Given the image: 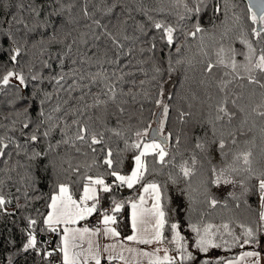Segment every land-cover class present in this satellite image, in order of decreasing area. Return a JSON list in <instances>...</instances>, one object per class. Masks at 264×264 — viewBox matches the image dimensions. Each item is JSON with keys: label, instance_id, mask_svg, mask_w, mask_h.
Here are the masks:
<instances>
[{"label": "snow or ice", "instance_id": "1", "mask_svg": "<svg viewBox=\"0 0 264 264\" xmlns=\"http://www.w3.org/2000/svg\"><path fill=\"white\" fill-rule=\"evenodd\" d=\"M2 3L3 0H0V4ZM171 3L177 6L183 4L184 12L179 14V21H192L194 30L183 32L181 29L185 39L195 38L204 31L201 13H207L209 10L213 13L221 11L219 4H213L212 0H194L192 7H189L185 0H171ZM57 4L58 10L42 16L44 9L41 6L35 3L27 6L19 3L16 5L19 11L27 7L29 16L34 21L32 26L29 27L22 17L11 15L10 19L3 21L7 27L0 30V54H6L8 62L12 65L7 68L6 64H0V69L7 68L0 75V93H6L10 87L15 89L7 101L13 108L27 101L26 106L12 114L15 118L10 121L11 128L0 124V129H5L0 134V163L3 164L0 173L8 181L12 180L11 173L20 176L25 204L19 203L20 195L15 196L17 209L27 207L33 200L45 201V213H41L39 209L35 210L40 218L39 223L43 226L39 230L59 236L56 248L48 250L37 239L38 219L29 216L28 227L22 230L26 235L21 251L25 254L36 252L45 264H50L47 258L56 252L61 255V264H213L210 256L201 257L199 252L208 254L210 249L225 246L244 248L248 245L252 246L250 250L242 251L231 259L220 258L216 264H264V247H255L261 244L264 238V170L257 171L252 168L250 152H239L234 157L235 161L242 159V169L232 165L220 169L213 167L210 170L211 175L201 179L197 189L202 188L204 203L211 208H215L220 201L211 196L209 185L239 184L243 189L242 196L258 198L259 211L255 225L239 224L242 230L239 235L230 229L228 224H191L196 239L194 245H190L181 234L180 209L183 205H177L176 219L169 223L172 219V209L168 212L164 209L161 185L154 179H146L167 165L177 167L179 175L184 178L190 179L195 174V157L192 158V166H189L188 161L177 165L175 153L169 151L173 132L167 130L171 111L168 101L174 93L170 94L167 89L173 84L171 73L176 71L171 60L168 61L166 71L154 67L150 79L140 81L141 92H124L121 87L127 82L126 76L130 75L123 70L131 66V61L127 58L131 57L137 44H148L147 48L139 47L141 54L145 51L154 52L157 37L151 35L153 32L160 34L159 39L164 41L166 46L178 42L177 27L156 19L153 14L164 12L165 9L161 7L149 11L139 5L133 8L128 0H96L95 3H91V0H81L79 13L73 15V4H60V0H57ZM65 11L69 14L67 18L63 15ZM133 11L141 13L143 19L137 20ZM246 11L248 18L255 25L250 32L243 30L241 17L234 14V27L240 29L236 39L247 48V51L242 53L244 61L237 62V51L234 47L221 44L215 51V63L208 59L202 68L203 73L211 76L215 68L222 67L226 69L223 76L231 78L218 82L217 86L224 95L215 105L216 121H222L225 116L229 122L233 119L234 113L229 111V103L240 107V111H245L238 103L243 94L230 100L226 92L232 80L246 79L248 85L252 86L249 99L256 95L255 89L259 88V95L264 101V0H248ZM81 22L84 31L79 30ZM14 24L22 25L26 30L22 36H17L19 29L14 31ZM69 25L72 26L71 30ZM130 29L133 35L128 34ZM227 31L229 30H226L225 34ZM32 33L39 36V39L32 42V48L44 50L52 44L64 45L63 52H58L55 57L50 55L48 60L42 61L43 68L51 72L53 65L49 61L55 60L59 72L47 77L40 73L34 74L31 63L28 62L26 75L24 68L20 67L25 54L24 46L29 42L26 37ZM5 41L9 42L7 48L4 47ZM254 41L260 45L259 48L255 46ZM78 43L85 45L87 52L79 59H72L73 48ZM200 50L205 57L208 56L203 48ZM176 52H180V47L176 48ZM66 59L74 66L67 72L64 71ZM125 60L127 63H122ZM93 63L97 70L86 71L84 65L91 67ZM179 63L181 61H177V64ZM45 81L55 85L54 92L34 86L31 98L22 95V91L26 90L30 83L39 85ZM132 83L135 85V81ZM145 83L152 91H143ZM61 92L66 94V98L60 97ZM40 94L43 98L36 100ZM137 96L151 99L159 109V115L152 113L156 118L155 127L149 121L129 137L127 130L121 127V116L127 111L125 106L129 104V99L135 102ZM54 98H57L58 102L49 108L48 103ZM33 100H36L38 105L35 117L30 113ZM112 108L114 111L110 110ZM261 109H264V103L256 105L252 112L264 117V110ZM140 110L143 111L142 104ZM176 111L177 119L181 123L192 116L190 111L183 108H177ZM109 116H116V127H108ZM131 118L129 115V119ZM4 119L7 120L8 117ZM113 138L122 140L124 148L114 151ZM175 144H180L178 135L175 136ZM197 147L208 150V145L203 143H198ZM219 147L221 150L224 148L223 140L219 141ZM126 152H131L130 171L127 174L121 171V157ZM101 168L104 171H100ZM18 170H23V174ZM241 170L247 173L243 179L232 178L231 173ZM38 171L50 173L52 184L46 196L38 187L41 183ZM169 179L173 184L178 183L171 173ZM4 185L5 179L0 178V215H15V212H8V205L13 204V197L4 194ZM136 185L141 189L137 197L123 200L116 198L114 189H133ZM16 192L21 193V188L17 187ZM102 194L109 195L110 207L102 205ZM183 194L181 190V195ZM229 195L234 196V193ZM191 199L189 194V200ZM126 206L131 208L132 232L119 239L122 229L118 217ZM94 215H98L100 219L95 226L89 227L87 221ZM166 226L170 230V239L165 236ZM225 234L230 239H224ZM101 237L111 238L115 242L101 244ZM128 242L156 246L150 251H145L130 246ZM164 245H174L178 255H170L169 247ZM193 246L197 252L191 250ZM8 264H12L11 257L8 258Z\"/></svg>", "mask_w": 264, "mask_h": 264}, {"label": "trees", "instance_id": "2", "mask_svg": "<svg viewBox=\"0 0 264 264\" xmlns=\"http://www.w3.org/2000/svg\"><path fill=\"white\" fill-rule=\"evenodd\" d=\"M96 0H91V3H95ZM130 6L133 8L137 5L142 6L146 10H154L163 7L164 12L153 13L158 20H164L168 23L173 24L177 27L176 35L179 40L176 44L172 46H166L164 41L159 39V33L153 32L151 35L157 37L156 40V50L154 52L145 51L143 54L139 52V47H148L147 43L143 45L137 44L135 50L133 51L131 57L127 59L131 61V66L124 68V72L130 73L126 76V83L122 84L124 92L132 90L133 92H141L140 81H148L153 74L154 67H160L162 70H167L168 61L171 60L172 67L176 71L171 73L173 84L167 89V91L172 95L169 102L170 104V114H169V125L167 130L173 132V140L171 143L170 152L175 153L176 161L175 164H180L183 161H188L189 166H192V158L195 157L196 164L194 166V175L188 179L179 175V169L174 165L164 166L157 173L147 176L148 180H155L161 185V192L164 197L163 204L164 209L168 212L172 209V219L169 223L174 222L176 219L175 209L178 204H182L183 207L180 209V223H181V234L185 236L186 240L190 245H194L196 235L192 232L190 225L199 224L201 226L212 224L215 226H220L222 224H228L229 228L234 230L236 234L241 233L239 224L243 223L246 225H255L258 219L259 204L258 198L255 196H242L243 191L241 185L239 184H222L219 186L209 185L211 196L220 201V203L215 207L211 208L206 203H204L205 196L202 194V188L198 189L199 182L201 179L207 178L211 175L210 170L215 167L216 169L227 168L232 165L238 169L244 167L242 159L235 161L234 157L239 152H250L249 157L251 161V166L254 170L262 171L264 170V117H259L252 112V109L256 105L264 103L259 95L260 89L256 88V95L249 99V93L252 90V86L248 85L246 79H236L232 80L228 84L226 92L228 93L229 99L235 98L243 94V98L238 102L240 106L245 108V111H240V107L233 106L231 103L228 104V109L230 112L234 113L233 119L229 122L227 116L222 121L215 120V105L219 101L224 93L219 89L218 82L221 79H231L230 77H224L223 73L226 69L222 67H217L214 69L211 76H207L203 73L202 68L208 59H211L215 63V51L221 44L225 47L231 45L237 51L236 60L237 62H243L244 56L242 53L247 51L245 45L240 43L236 39L239 34L240 29L234 27V14L240 16L242 19V28L244 31L250 32L251 28L255 25L252 24L251 20L247 15V2L245 0H212L213 4H219L221 11L218 13H213L208 11L207 13H201V25L204 28L202 33H199L195 38H187L183 32L194 30L192 28V21L186 19L184 21H179V14H183L184 8L183 4L174 5L171 0H128ZM189 7H192L194 0H185ZM24 3L25 6L31 3L39 5L44 9L42 16L46 15L48 12L53 10H58L59 5L57 0H3L0 4V30L7 27L3 23L4 20L10 19L11 15H17L22 17L31 27L34 21L30 18L27 11V7L23 11H19L16 7L17 4ZM73 4V15L79 13L81 0H60V4ZM91 6V5H90ZM64 17H68V12L63 13ZM133 15L137 20H142L143 16L141 13L133 11ZM72 26L69 25V30ZM17 32V36L20 37L25 33V29L22 25H13V30ZM183 29V32H181ZM80 31H84L83 22L79 26ZM226 30L227 34H225ZM129 35H133L132 30H129ZM201 36L203 37V42H201ZM223 36V39L221 37ZM28 39V44L24 46L25 54L21 59L20 67H23L25 74L27 75V64L31 63L33 68V73H40L47 77L54 75L59 72L60 69L55 62V60L49 61L53 65V70L50 72L48 69L43 68L42 61L48 60L49 56L55 57L58 52L64 51V45L62 44H52L47 46L44 50L40 48H32V42L39 39V36L35 33L28 34L26 37ZM46 39V37H45ZM8 41L4 42V47H8ZM23 44V41H21ZM255 44V41H254ZM257 48L260 45L255 44ZM180 47V52H176V48ZM201 48L208 53L205 57L201 52ZM78 49V51H77ZM85 52H87V47L83 44H77L73 48L72 59H79ZM91 55V53H89ZM177 61L181 63L177 64ZM122 63H127V60ZM0 64H6L7 68H11L12 65L8 62V57L6 54H0ZM74 67L70 60H65L64 71H69L70 68ZM75 67H80V65H75ZM7 68L0 69V75L3 74ZM86 71L95 72L97 67L93 63L91 67L88 64L84 65ZM147 73V75H145ZM243 76V72L241 71ZM259 76V73H257ZM187 77V79H185ZM167 78V77H166ZM135 81V85H133ZM203 81V83H201ZM70 82V81H69ZM35 87L42 88L47 92H54L55 85H50L47 81L43 84L33 85L30 83L26 90L22 91V95L31 98V94ZM15 91L14 88H9L6 93H0V124L6 125L11 128L12 125L10 121L15 117L12 115L14 111L26 106L27 101L24 104H17L16 108L10 106L7 101L11 98V93ZM143 91H152L150 86L145 83L143 86ZM75 95V93H74ZM211 96V99H209ZM60 97L66 98V94L61 92ZM43 96L40 94L36 100L42 99ZM36 100L32 101L33 107L30 113L33 117L37 115L38 105ZM58 102L57 98H54L48 103V107L51 108ZM143 105V111L141 112L140 106ZM191 105V107H189ZM126 113L121 116L122 125L126 129V134L131 137L132 132L137 128L143 127L147 122L151 121L153 127L156 126V118L152 116L155 112L159 115V109L155 107L151 99H144L142 96H137L136 101L133 102L129 99V104L125 106ZM177 108H183L185 111H190L192 116L186 118L185 122L181 123L177 119ZM114 111V108L110 109ZM264 110V109H261ZM131 115V119H129ZM8 117V119H4ZM108 127H116V116H109L107 118ZM18 127V125H17ZM5 129H0V134H2ZM11 134V133H9ZM180 137V144H175V136ZM18 136V133H17ZM58 138V137H57ZM112 145L114 151L117 149H123L124 143L122 140H117ZM224 141V148L221 150L219 147V141ZM215 141V143H212ZM235 141V143H233ZM131 143V139H129ZM198 143H203L208 145V150L204 151L197 147ZM226 154V155H225ZM131 152H126L121 157L123 164L121 171L127 174L129 169V157ZM151 160V158H149ZM3 164L0 163V168ZM23 174V170H18ZM100 171H104L103 168ZM169 173L178 180L177 184H173L169 179ZM12 180L8 181L6 177L0 173V178L5 179V185L3 186V192L6 196L13 197V204L8 205V212H15V215H0V264H8V258H12V264H45L41 261L40 256L36 252L32 251L27 254L21 251L22 243L24 242V237L26 235L25 231L28 227L27 218L30 216L32 218L38 219L37 224V239L45 248L46 240L50 239V233L40 231L39 229L43 227L39 223V217L37 216L36 209H39L41 213L46 212L44 207L45 201L33 200L27 207L23 209H17L15 206V196L20 195L19 203L21 205L25 204L24 197L22 195L24 191L23 184L20 180V176L16 173H11ZM40 177L41 183L38 185L40 191L45 194V196L50 191V185L52 181L49 179V174H44L42 172H37ZM247 173L242 170L237 173H231L232 178L236 180L243 179ZM21 188V193L16 192V188ZM181 190H183V195H181ZM82 191V189H81ZM141 189L139 185H136L133 189L121 188L114 189V194L118 200H123L129 197H137ZM234 193L233 195H229ZM189 194L192 199L189 200ZM39 195V193H37ZM79 193H77V196ZM179 198V199H178ZM102 205L104 207H110L109 195L102 194ZM239 204V207H237ZM226 205V206H225ZM93 217H99L94 215ZM122 229V235H130L132 230L130 227V206H126L124 211L118 217ZM223 231V229H221ZM165 236L168 239L171 238L170 230L165 227ZM224 239L228 240L230 237L225 234ZM52 241L59 243V236L53 234ZM169 247L170 255H178L177 250L174 245H165ZM252 246L246 245L244 248L227 246L210 249L208 254L199 252V256L207 257L210 256L213 264L220 258L231 259L239 255L240 252L245 250H250ZM257 249L264 247V238H262L261 244L255 245ZM193 252H197L194 246L191 248ZM50 264H53L52 261Z\"/></svg>", "mask_w": 264, "mask_h": 264}, {"label": "crops", "instance_id": "3", "mask_svg": "<svg viewBox=\"0 0 264 264\" xmlns=\"http://www.w3.org/2000/svg\"><path fill=\"white\" fill-rule=\"evenodd\" d=\"M130 214H131V208H130ZM92 218H94V219H96L97 220V222H98V220L100 219V217H90L89 219L91 220ZM96 222V223H97ZM83 223H85V222H81V224H83ZM88 223V222H87ZM96 225V224H95ZM94 225V226H95ZM88 226H89V223H88ZM89 227H91V226H89ZM93 227V226H92ZM125 236L124 235H121V237L119 238V239H123ZM115 241L113 240V239H111V238H106V237H101L100 238V243L101 244H105V243H114ZM129 244H130V246H132V247H135V248H139V249H143V250H145V251H150V250H152L156 245H143V244H137V243H135V242H128ZM165 246V245H164ZM171 252L169 251V254H170Z\"/></svg>", "mask_w": 264, "mask_h": 264}, {"label": "built area", "instance_id": "4", "mask_svg": "<svg viewBox=\"0 0 264 264\" xmlns=\"http://www.w3.org/2000/svg\"><path fill=\"white\" fill-rule=\"evenodd\" d=\"M87 222L89 223V226L92 227L96 224L97 220L92 218L91 220L88 219ZM49 235H50V239L46 240V248L48 250H52L56 248L57 243L52 241L53 234L50 233ZM49 259L52 261L53 264H61V255L58 252L54 253L53 256L50 257Z\"/></svg>", "mask_w": 264, "mask_h": 264}, {"label": "water", "instance_id": "5", "mask_svg": "<svg viewBox=\"0 0 264 264\" xmlns=\"http://www.w3.org/2000/svg\"><path fill=\"white\" fill-rule=\"evenodd\" d=\"M248 3V0H245Z\"/></svg>", "mask_w": 264, "mask_h": 264}]
</instances>
